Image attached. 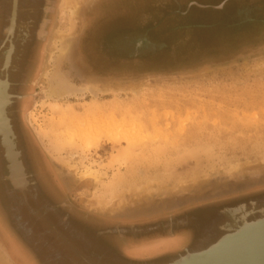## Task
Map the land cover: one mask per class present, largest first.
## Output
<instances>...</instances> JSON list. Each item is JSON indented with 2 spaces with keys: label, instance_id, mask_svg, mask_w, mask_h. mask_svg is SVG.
Listing matches in <instances>:
<instances>
[{
  "label": "rangeland",
  "instance_id": "374dc122",
  "mask_svg": "<svg viewBox=\"0 0 264 264\" xmlns=\"http://www.w3.org/2000/svg\"><path fill=\"white\" fill-rule=\"evenodd\" d=\"M263 20L264 0H60L10 120L23 165L65 193L39 190L38 215L58 211L41 223L4 179L0 146V264H81L63 247L95 264H166L264 217V186L149 219L91 211L264 174ZM60 83L79 92L54 99ZM89 121L101 133L84 147Z\"/></svg>",
  "mask_w": 264,
  "mask_h": 264
},
{
  "label": "flooded vegetation",
  "instance_id": "af4514ba",
  "mask_svg": "<svg viewBox=\"0 0 264 264\" xmlns=\"http://www.w3.org/2000/svg\"><path fill=\"white\" fill-rule=\"evenodd\" d=\"M18 1L16 2V23L13 33L9 36L7 30L11 21L14 1L0 0V75L1 79H7L9 81V93L12 94L10 104L8 105L9 117H11L10 115H12L14 111L19 112L20 107L25 104V100L28 98V94L22 93V90L24 88L32 87L35 83L32 79V75L34 73L37 74L39 68L41 67V59L44 54L43 46L49 37V29L52 24V18L60 0ZM246 16V13L242 15L244 18H246ZM249 21L256 22L253 19ZM262 22H264V20ZM11 46L13 49L10 59L11 61L7 67H4L5 55ZM18 101L20 102L18 103ZM24 166L27 173V179L29 181L27 189L25 190V196L27 204L32 209V206L34 205H41L39 190L41 192H43V190L49 191L50 194H52V196H50L51 198H56V196H59L62 192L65 193V190H63L60 184L53 179L48 169L47 171H44L43 168L38 166L35 167L32 172L28 170L26 164ZM4 171L5 175L6 170ZM20 197L22 204L26 207L21 194ZM236 209L242 211V208L240 209V207ZM231 212L234 213L237 212V210L235 211L233 209L230 213ZM29 213L30 215L38 218L41 223L47 221L50 217L56 218L58 216V211L53 208V206L47 208L46 212L41 214L42 216L38 215L35 209ZM64 222L65 218L60 216L56 223L61 226V236L69 237L65 227H63ZM62 249H66L68 254L70 252L71 261L76 260L81 264H95V262H90L81 250L64 247ZM11 256L14 264H29L26 259L21 263L17 256Z\"/></svg>",
  "mask_w": 264,
  "mask_h": 264
},
{
  "label": "water",
  "instance_id": "95a60500",
  "mask_svg": "<svg viewBox=\"0 0 264 264\" xmlns=\"http://www.w3.org/2000/svg\"><path fill=\"white\" fill-rule=\"evenodd\" d=\"M16 0H14L15 2ZM16 5V4H15ZM15 7L13 12L15 11ZM8 102L5 107V114L7 113ZM8 117V115H7ZM7 124L10 131V137L13 142V148L17 154L19 164L22 166L25 177L27 173L21 160V152L17 148V138L14 133L11 120L8 117ZM0 146L3 151V157L6 162L4 179L9 183L11 189L19 191L24 200L25 190L28 182L22 185H15L10 176V163L8 159L7 148L3 143V135L0 133ZM27 180V179H26ZM264 186V174L261 173L252 180L246 179L243 182H233L231 184L217 185L215 183L207 182H193L186 185H180L174 193H164L169 196L160 197L158 199L147 198L138 206L129 207L128 209H116L113 207L91 210L95 214L107 218H125L129 220L149 219L155 216L171 214L175 211L182 210L184 207L192 206L197 203L218 199L233 194L245 192L254 187ZM166 192V191H165ZM264 217L247 222L246 225L239 229L228 232L222 235L213 244L207 248L189 253L185 251L173 260L166 264H264ZM229 238V239H228ZM228 239V240H226ZM197 258L196 260H191Z\"/></svg>",
  "mask_w": 264,
  "mask_h": 264
},
{
  "label": "bare ground",
  "instance_id": "6f19581e",
  "mask_svg": "<svg viewBox=\"0 0 264 264\" xmlns=\"http://www.w3.org/2000/svg\"><path fill=\"white\" fill-rule=\"evenodd\" d=\"M14 1V0H13ZM18 1V0H17ZM14 3V6H16V2ZM70 1V0H67ZM19 2V1H18ZM14 9V8H13ZM73 13L74 10H73ZM29 19V18H28ZM16 23V7H15V11H12L11 14V21L8 27V35L10 36L13 33V29ZM20 32V31H19ZM17 33V32H16ZM13 37V36H12ZM11 38V37H10ZM12 45V44H10ZM13 49L12 46L10 47V49L7 51L6 55H5V63H4V67H7L10 63V59H11V53H12ZM1 63V62H0ZM16 67V66H15ZM7 70V69H6ZM15 70V69H14ZM3 77V76H2ZM53 77V76H52ZM56 83V82H55ZM77 92H79L77 89H74L72 87L66 86L65 83H60L57 86L52 87V89L50 90V93L48 95L52 96L54 99H60L63 98L65 96H69V95H74ZM11 97L12 94L9 93V81L7 79H1V75H0V133L3 135V143L5 145V147L7 148V157L8 159L11 160V163L9 165L10 167V176L12 179V182L15 185H22L25 184L26 182H29L28 179L25 177V174L23 172L22 166L19 164L18 159H17V154L13 148V142L12 139L10 137V131H9V127L7 124V115L8 113L5 114V110L4 107L5 105L11 101ZM49 97V96H48ZM10 104V103H9ZM13 116V114H12ZM10 118V117H9ZM13 118V117H12ZM11 119V118H10ZM114 121V120H113ZM91 122V123H90ZM99 123V122H98ZM101 123V122H100ZM97 124V123H96ZM106 127L108 126L107 123ZM100 125V124H99ZM98 125V126H99ZM101 125H103L101 123ZM113 125V123H112ZM111 125V126H112ZM115 125V124H114ZM105 126V125H104ZM109 126V127H111ZM100 127V126H99ZM107 127V128H109ZM115 127V126H114ZM113 127V128H114ZM119 127V126H118ZM121 127V126H120ZM103 128V127H102ZM112 128V127H111ZM113 128L111 130H113ZM115 129H117V125L115 127ZM122 129V128H120ZM103 131V129H102ZM115 131V130H114ZM81 141L82 144H84V147H88L89 145H91L92 143L94 145H97L99 143V133H101L100 128L97 129L95 122L93 121H89V124L87 125V129H82L81 130ZM23 156V155H22ZM23 159V158H22ZM23 161V160H22ZM27 179V180H26ZM37 187V186H36ZM36 192V191H35ZM27 200V199H26ZM49 199H47L48 201ZM49 203V202H48ZM52 203V202H51ZM55 206V205H54ZM36 207V206H35ZM57 208V207H56ZM35 209V208H34ZM28 210V209H27ZM40 210V209H39ZM38 211V210H37ZM36 213V212H35ZM34 213V214H35ZM38 214V212H37ZM63 215V214H62ZM67 215V214H66ZM71 217V216H70ZM72 223V222H71ZM247 222H244L241 226L246 225ZM240 226V227H241ZM239 227V228H240ZM264 227V225L262 226ZM238 228V229H239ZM242 228V227H241ZM229 239V238H228ZM226 239V240H228ZM213 244V243H212ZM207 248V247H206ZM205 249V248H204ZM203 250V249H202ZM201 250H197V251H188L189 253H195V252H199ZM197 258H192L191 260H196ZM82 260V259H80ZM95 262V261H94ZM172 262V261H171Z\"/></svg>",
  "mask_w": 264,
  "mask_h": 264
},
{
  "label": "crops",
  "instance_id": "0c3cea01",
  "mask_svg": "<svg viewBox=\"0 0 264 264\" xmlns=\"http://www.w3.org/2000/svg\"><path fill=\"white\" fill-rule=\"evenodd\" d=\"M183 254V253H182ZM179 255H181V254H178L177 256H179ZM150 264H152V263H150Z\"/></svg>",
  "mask_w": 264,
  "mask_h": 264
}]
</instances>
